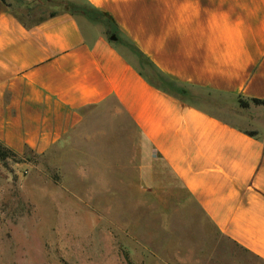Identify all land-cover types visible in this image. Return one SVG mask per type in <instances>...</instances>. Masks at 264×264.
Returning a JSON list of instances; mask_svg holds the SVG:
<instances>
[{
    "label": "crops",
    "instance_id": "1",
    "mask_svg": "<svg viewBox=\"0 0 264 264\" xmlns=\"http://www.w3.org/2000/svg\"><path fill=\"white\" fill-rule=\"evenodd\" d=\"M72 1L110 15L169 80L264 101V0ZM85 21L90 34L69 13L28 27L0 1V143L46 153L86 110L116 108L217 231L264 262V129L236 127L151 86Z\"/></svg>",
    "mask_w": 264,
    "mask_h": 264
},
{
    "label": "rangeland",
    "instance_id": "2",
    "mask_svg": "<svg viewBox=\"0 0 264 264\" xmlns=\"http://www.w3.org/2000/svg\"><path fill=\"white\" fill-rule=\"evenodd\" d=\"M6 2L26 22L58 5ZM77 18L90 34L86 19ZM120 38L123 56L158 83ZM184 87L187 105L239 128L264 129V106L241 98L243 108L240 98ZM117 112L86 110L46 153L1 143L0 264H264L217 231L129 117Z\"/></svg>",
    "mask_w": 264,
    "mask_h": 264
},
{
    "label": "trees",
    "instance_id": "3",
    "mask_svg": "<svg viewBox=\"0 0 264 264\" xmlns=\"http://www.w3.org/2000/svg\"><path fill=\"white\" fill-rule=\"evenodd\" d=\"M1 2H3L8 8H10L12 10V7L10 5L7 4L6 0H0ZM40 3L44 4L43 6L46 8H48L49 5L51 4H58L55 10L51 11L47 16H42L40 19H38L35 22H26L24 20H22L17 14H15L13 12V14L25 25L27 24L28 27L33 26L34 24L44 21L47 18H53L56 17L62 13H69L75 17L81 15L83 16L86 20H88L89 22H91L94 25H100L102 27H104L105 29V36L107 38V40L110 43L116 44L117 43H123V41L121 40L120 36V30L116 24V22L113 20V18L108 15L107 13H104L100 10H97L93 7H91L89 4L85 3L84 5H81L75 1L72 0H38ZM48 12V10H46ZM117 36L118 38V42L114 43L110 40V38L112 36ZM125 45L139 58L140 62L143 65H146L148 67H150L152 70L155 71L157 79H158V83L154 82L153 80L149 79L147 76H145L139 69H137L140 74L147 80V82L155 87L156 89L170 95L173 96L177 99H179L183 104V97H187L189 96L190 92L187 88H185L184 86H181L171 80H169L166 76H164L161 72H159V70H157V68L153 65V63H151L145 56L144 54H142L140 52V50L131 42H129L127 40V42L125 43ZM252 103H254L255 105H261L264 106V101L262 100H257V99H252L250 100ZM240 105L243 108L247 107V104L243 102V100H241L240 98ZM249 135L251 136H256L255 133H249ZM4 150L1 146L0 143V157L5 156L6 154H3ZM125 258L127 261H129L128 256L125 254Z\"/></svg>",
    "mask_w": 264,
    "mask_h": 264
},
{
    "label": "water",
    "instance_id": "4",
    "mask_svg": "<svg viewBox=\"0 0 264 264\" xmlns=\"http://www.w3.org/2000/svg\"><path fill=\"white\" fill-rule=\"evenodd\" d=\"M110 40L112 41V42H114V43H117L118 42V38H117V36H112L111 38H110Z\"/></svg>",
    "mask_w": 264,
    "mask_h": 264
}]
</instances>
